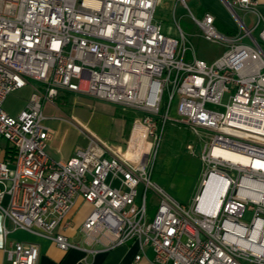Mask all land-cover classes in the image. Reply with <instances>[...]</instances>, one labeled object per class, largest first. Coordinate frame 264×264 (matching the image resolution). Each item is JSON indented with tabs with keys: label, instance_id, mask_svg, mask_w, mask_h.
Masks as SVG:
<instances>
[{
	"label": "built area",
	"instance_id": "1",
	"mask_svg": "<svg viewBox=\"0 0 264 264\" xmlns=\"http://www.w3.org/2000/svg\"><path fill=\"white\" fill-rule=\"evenodd\" d=\"M162 1L0 0V245L10 264H36L39 247L6 245L7 222L61 250L78 247L58 231L77 198L91 206L80 226L87 252L134 241L135 261L148 246L154 264H264V25L256 39L258 22L247 28L238 15L256 13V1L221 0L239 25L226 35L213 14L196 17L187 0H171L201 38L223 47L210 62L195 55L177 20L179 39L161 33L154 12ZM27 86L23 108L7 112V96ZM60 91L137 112L125 142L82 125L87 143L66 160L51 157L43 104ZM168 122L202 143V179L188 206L151 180Z\"/></svg>",
	"mask_w": 264,
	"mask_h": 264
},
{
	"label": "rangeland",
	"instance_id": "2",
	"mask_svg": "<svg viewBox=\"0 0 264 264\" xmlns=\"http://www.w3.org/2000/svg\"><path fill=\"white\" fill-rule=\"evenodd\" d=\"M187 3L189 10L199 17L197 15L198 1L189 0ZM172 8L173 1L163 0L154 12V19L160 23V30L164 36L180 38L179 29L175 23L177 20L179 27L189 36L198 58L210 62L222 52L223 47L220 44L211 43L199 36L198 29L190 19L187 9L180 4L176 6L174 12ZM244 23L247 27L246 19ZM257 33V30L253 32L256 39ZM261 45L264 47V43ZM31 85L38 86L39 84L32 82ZM30 89L31 87L27 86L10 93L3 103V108L10 114H16L27 100ZM174 105L175 102L170 111L172 118L175 117ZM208 107L216 108L212 105ZM218 109L223 110L221 107ZM43 113L47 116L44 123L53 128V137L62 150L82 146L86 141L81 131L73 123H69L67 118L74 117L78 124H83L102 139L124 143L128 125L137 115V112L128 108L119 107L88 95L67 92H60L53 105L44 103ZM51 116L59 118L54 119ZM187 143L193 144L194 153L185 148ZM201 144L199 138L189 130L168 122L154 157L151 180L186 206L191 204L202 179L203 165L199 157ZM205 195L204 192L203 196ZM213 206L214 204L205 207L201 204V207L208 211ZM155 210L156 199L148 193L147 212L149 216H153ZM250 216L251 212L247 211L243 219L248 221Z\"/></svg>",
	"mask_w": 264,
	"mask_h": 264
},
{
	"label": "crops",
	"instance_id": "3",
	"mask_svg": "<svg viewBox=\"0 0 264 264\" xmlns=\"http://www.w3.org/2000/svg\"><path fill=\"white\" fill-rule=\"evenodd\" d=\"M197 1L199 3V6L197 8V15L201 17L202 16L201 13L203 11H205V13L208 12L213 14L215 18L214 23L217 24L215 26L218 27V28L216 27L218 31H220L221 33H225L224 31L225 28L230 29L233 32L238 31L239 25L236 21L235 16L227 9V7L223 4L221 0H197ZM255 1H256V13L243 14L242 12H238V15L243 18V21L244 19L247 20L248 23L247 28L250 29L253 28L255 23L258 22L257 27L254 29V31L257 30L258 32L259 29L264 25V0H255ZM30 92L31 89L29 90V93ZM60 92H65V91H60ZM67 93H71V92H67ZM54 102L49 104L53 105ZM51 117L54 119L59 118L58 116H51ZM75 120L76 119L74 117L67 118V121L69 123H73L75 127L79 129V126H82L83 124L80 125ZM130 123L128 125L127 132L129 130ZM51 129L53 131V128ZM53 135H54V131H53ZM53 135L48 146L49 155L55 159H61V160L68 159L72 155L74 148L77 146H73L70 147L69 149L62 150L61 147L59 146V143L54 139ZM81 135L85 138L86 140L85 144H86L87 138L85 137V135L83 134ZM97 136L100 137L99 135ZM106 141L113 142L115 144H123L118 141H112V140H106ZM90 209H91L90 204L83 201L81 198H77L72 209L64 218V221L66 220L69 221V225L64 226L63 223H61L58 228V231L63 233L70 242L76 244L78 247H70L67 250H61L48 238L39 236L37 234H34L32 232L23 229L12 230L9 222H7V226L10 227L11 230L6 236V245H8L10 242H16V241L37 243L39 247V255L36 264H154L152 260L153 252L151 248L148 246L144 248V252L141 258L138 261L134 260L135 255L139 252L138 244L134 241H128L124 244L108 249L95 245L93 246L96 249L95 252L93 253L87 252L86 249H88L89 246L83 243L82 234L80 232V226L83 220L85 219V217L87 216L88 212L90 211ZM0 226H1V222H0ZM0 264H10V262L6 259L5 251L3 250L1 245H0Z\"/></svg>",
	"mask_w": 264,
	"mask_h": 264
},
{
	"label": "trees",
	"instance_id": "4",
	"mask_svg": "<svg viewBox=\"0 0 264 264\" xmlns=\"http://www.w3.org/2000/svg\"><path fill=\"white\" fill-rule=\"evenodd\" d=\"M205 13V11H203L202 13H201V15H203ZM215 25H217V24H215ZM217 27V26H216ZM218 28V27H217ZM226 29V28H225ZM224 29V31H225V33H226V35H234L236 32H233V31H231L230 29H226L225 30ZM225 33H223V34H225ZM263 47V46H262ZM263 50H264V47H263Z\"/></svg>",
	"mask_w": 264,
	"mask_h": 264
},
{
	"label": "bare ground",
	"instance_id": "5",
	"mask_svg": "<svg viewBox=\"0 0 264 264\" xmlns=\"http://www.w3.org/2000/svg\"><path fill=\"white\" fill-rule=\"evenodd\" d=\"M229 157H231V158H233V159H239V160L243 161V159H242L241 157H238V156L229 155ZM207 190H208V188H206V189L204 190V192L207 193ZM220 192H221V191H220ZM220 192H219V193H220ZM216 197H217V195H216Z\"/></svg>",
	"mask_w": 264,
	"mask_h": 264
}]
</instances>
